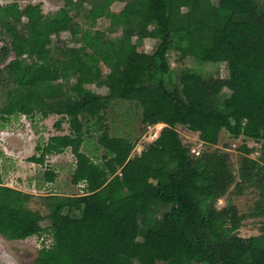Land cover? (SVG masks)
I'll return each mask as SVG.
<instances>
[{
  "label": "trees",
  "instance_id": "trees-1",
  "mask_svg": "<svg viewBox=\"0 0 264 264\" xmlns=\"http://www.w3.org/2000/svg\"><path fill=\"white\" fill-rule=\"evenodd\" d=\"M115 1L90 4L111 17L112 27H120L119 46L112 41L103 46L84 33L82 40L87 43L76 50L82 54L71 66L72 84L62 67L49 72L21 66L25 55L50 48L52 36L71 29L67 10L71 0H65L59 18L41 16L29 24L21 21L15 3L0 6V33L7 38L0 62L11 52L14 55L0 69V86L6 89L0 120L30 116L33 108L44 107V99L49 103L46 112L62 114L69 95H85L86 104L70 113L71 135L66 141L37 146L38 156L29 161L41 164L47 155L69 147L75 158L70 182L81 185L91 198L88 205L80 206L68 197H52L49 212L43 215L29 208V195L0 185V235L8 241L49 235L51 245L40 248L32 264H156L162 260L264 264V4L261 0H120L126 1L124 15L105 14ZM134 33L140 41H156L153 50L136 51L131 42ZM65 50L59 49L60 54ZM170 50L181 59L200 62L208 52H227L223 62L227 77H197L196 92L185 97L170 79ZM99 62L110 69L105 77H94L95 85L105 88L104 94L87 89L83 82ZM61 77L64 83L50 86L44 99L35 96L38 86ZM224 91L237 99L236 104L223 106L222 100L217 105ZM118 102L136 104L145 127L164 124L158 137L140 151L131 136L112 135L104 126L105 112ZM84 121L89 122L87 130ZM177 126L195 133L199 146H216L223 130L245 141L240 146L245 153L240 173L258 192L256 210L263 217L259 235L241 237L239 218L209 214L211 203L233 181L227 156L201 154L199 147L185 146ZM98 131L96 148L102 154L93 160L82 146L85 133ZM256 144L260 153L252 160L246 156ZM194 149H199L198 154ZM44 174L48 182L56 176L51 171ZM163 206L169 209L157 218ZM148 237L154 239L152 247L141 242Z\"/></svg>",
  "mask_w": 264,
  "mask_h": 264
},
{
  "label": "rangeland",
  "instance_id": "rangeland-1",
  "mask_svg": "<svg viewBox=\"0 0 264 264\" xmlns=\"http://www.w3.org/2000/svg\"><path fill=\"white\" fill-rule=\"evenodd\" d=\"M91 1L93 0H71V8L66 7L73 22L71 29L61 32L57 37L52 36L50 48L31 56L25 55L21 60V66L42 68L49 72L57 71L62 67L65 70V75H69V82L72 84L74 78L70 75L71 66L79 61L82 54L76 50L82 49L87 43L82 40L84 33L94 36L103 46L112 41L118 47L122 36L120 27H112L110 25L111 17L104 16L100 9L90 4ZM212 2L216 3L217 0H212ZM11 3L17 5L21 13V21L27 24L36 22L41 16L47 17L49 20L59 18L61 10L65 8V0H0V6H8ZM260 4H264V1L261 0ZM125 5L126 1L116 0L104 13L112 16L124 15L127 12ZM3 37L0 33V54L1 48L7 42V38L2 39ZM131 42L136 51L147 52H151L156 44V41L148 38L140 41L136 33L131 36ZM59 49L66 50L60 54ZM69 50L74 51L71 53ZM227 56V52H208L200 62L190 57L181 59L176 51L170 50L168 57L172 85L180 89L183 96L189 97L196 92L197 77H227V69L223 63ZM132 57L133 54L128 58ZM11 59H13L12 54H9L4 62H0V69ZM55 60H58L61 65L57 66ZM109 70L104 62H99L94 69L91 68V74L84 76V86L89 90L104 94L105 88H98L94 83V77L95 75L105 77ZM120 71L124 72V68L121 67ZM59 82L64 83V78L61 77L38 86L34 92L35 96L43 98L44 94L48 93L49 87ZM224 92L226 94L220 96L219 101L216 102L217 105L220 106L222 100L225 101L223 106L236 104L237 99L227 96V91ZM5 93L6 89L0 86V105L5 103ZM43 101L44 107L42 109L33 108L30 116L18 114L11 116L7 122L0 120V185L29 195V208L44 215L49 212L48 207L52 197H68L74 199L76 205L80 206L88 205L91 198L81 191V185H72L70 182L75 167V158L69 147L59 154L47 155L41 164L29 161L32 156H38L37 146L43 147L47 142L64 143L66 141L71 135L70 113L86 104L85 95H69L65 100L62 114L46 112L45 110L49 109V103L47 99ZM84 124L83 130H87L89 122L84 121ZM104 126H107L112 135L131 136L136 142L134 148L136 151H140L146 144L152 143L158 137L164 124L158 123L145 127L141 123L140 111L136 104L118 102L111 111L105 112ZM176 130L185 146L199 147L200 150L194 149L195 152L197 150L201 154L217 152L227 156L233 181L225 193L211 203L209 214L211 216L234 215L239 218L237 234L241 237L259 235L263 217L256 210L258 192L250 186L247 178L241 177L240 173L245 158V153L240 149V146L245 141L242 138H233L223 130L216 146L204 143L199 146L200 141L195 133L181 126H177ZM100 132H91V135L85 133L82 151L93 160H96L97 157L99 159L102 154L100 150H97L95 140V136ZM247 145L250 146L253 143L247 142ZM259 153V145L256 144L254 150L246 157L257 160ZM47 171L54 172L56 175L52 182L45 179L44 173ZM168 209V206L159 208L156 217H161ZM65 213L67 212L65 211ZM141 242L147 247H152L154 239L148 237ZM51 243V237L47 234L31 236L22 241H8L0 235V264H32L37 258L39 249L43 246L47 247ZM156 264H169V262L162 260Z\"/></svg>",
  "mask_w": 264,
  "mask_h": 264
},
{
  "label": "flooded vegetation",
  "instance_id": "flooded-vegetation-1",
  "mask_svg": "<svg viewBox=\"0 0 264 264\" xmlns=\"http://www.w3.org/2000/svg\"><path fill=\"white\" fill-rule=\"evenodd\" d=\"M3 47H4V46H3ZM3 47H2L1 49H3ZM1 53H2V50H1ZM11 53H12V52H11ZM11 53H10V54H11ZM13 56H14V55L12 54V57H13ZM6 58H7V57H6Z\"/></svg>",
  "mask_w": 264,
  "mask_h": 264
},
{
  "label": "built area",
  "instance_id": "built-area-1",
  "mask_svg": "<svg viewBox=\"0 0 264 264\" xmlns=\"http://www.w3.org/2000/svg\"><path fill=\"white\" fill-rule=\"evenodd\" d=\"M194 151V150H193ZM196 154H198L197 152H195Z\"/></svg>",
  "mask_w": 264,
  "mask_h": 264
},
{
  "label": "water",
  "instance_id": "water-1",
  "mask_svg": "<svg viewBox=\"0 0 264 264\" xmlns=\"http://www.w3.org/2000/svg\"><path fill=\"white\" fill-rule=\"evenodd\" d=\"M38 256V255H37Z\"/></svg>",
  "mask_w": 264,
  "mask_h": 264
}]
</instances>
